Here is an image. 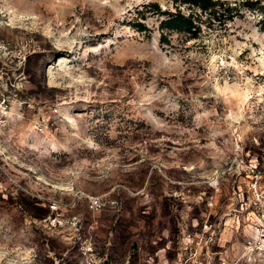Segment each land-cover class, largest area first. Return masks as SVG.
<instances>
[{
    "label": "rangeland",
    "instance_id": "1",
    "mask_svg": "<svg viewBox=\"0 0 264 264\" xmlns=\"http://www.w3.org/2000/svg\"><path fill=\"white\" fill-rule=\"evenodd\" d=\"M213 1L0 0V264H264V0Z\"/></svg>",
    "mask_w": 264,
    "mask_h": 264
},
{
    "label": "trees",
    "instance_id": "2",
    "mask_svg": "<svg viewBox=\"0 0 264 264\" xmlns=\"http://www.w3.org/2000/svg\"><path fill=\"white\" fill-rule=\"evenodd\" d=\"M182 4H189V8L200 9L201 11H205L214 7L216 4L213 0H179ZM143 8H148V10L153 13H157L158 15H164V18L160 22V28L162 30L167 29L179 33H189L193 34L195 31V18L197 16L193 9H190V13L185 15L180 9L172 11H161L160 7L157 4L147 3L143 4ZM213 14L216 16L218 11H213ZM222 15V14H221ZM220 16V15H219ZM217 18V16H216ZM264 20V13H263ZM139 26H142L141 23H138ZM264 29V26H263ZM164 39L163 34H161V40Z\"/></svg>",
    "mask_w": 264,
    "mask_h": 264
}]
</instances>
